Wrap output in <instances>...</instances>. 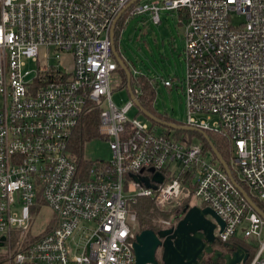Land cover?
Returning <instances> with one entry per match:
<instances>
[{"label": "built area", "instance_id": "built-area-1", "mask_svg": "<svg viewBox=\"0 0 264 264\" xmlns=\"http://www.w3.org/2000/svg\"><path fill=\"white\" fill-rule=\"evenodd\" d=\"M163 11H177L185 27L184 126L228 139L233 176L264 205V0H0L2 264H136L131 206L140 198L161 211L181 200L211 208L225 223L222 230L214 221L216 238L255 240L256 252L241 264H264V217L219 162L198 141L132 119V99L122 108L113 102L112 93L124 89L113 53L117 30L145 15L160 24ZM29 62L36 66L32 79ZM96 109L99 138L113 156L83 157L81 167L73 138ZM158 173L162 184L152 181ZM132 176L149 178L157 189ZM45 205L51 226L31 237ZM161 256L159 250L160 262Z\"/></svg>", "mask_w": 264, "mask_h": 264}, {"label": "rangeland", "instance_id": "rangeland-1", "mask_svg": "<svg viewBox=\"0 0 264 264\" xmlns=\"http://www.w3.org/2000/svg\"><path fill=\"white\" fill-rule=\"evenodd\" d=\"M161 20L162 22L156 25L150 21L147 15L126 19L124 25L122 23L117 30V48L132 70H136L145 78L155 81L154 110L156 113L169 120L185 124L187 121L186 90L184 86L187 73L184 60L185 27L177 11L161 12ZM69 60L70 58L66 57L65 60H62V63L69 64ZM35 71L36 66L29 62L25 67V72L32 73L29 79L35 77ZM117 78L121 80L120 74H117ZM167 80L173 82V87L165 86L164 82ZM112 99L120 108L131 102V97L126 89L115 90L112 93ZM130 117L132 119L137 117L139 121L145 124L151 122L136 105L131 111ZM155 130L158 133L165 131L164 127L161 126H155ZM175 135L174 130H171V137ZM181 136L186 139L184 142L190 140L187 135ZM193 141H199V139H193ZM112 156L109 142L105 138H95L88 141L84 146L83 157L88 162H107L112 159ZM179 202L174 207L165 208V212L161 210L159 212L171 214L180 205L187 204V201L181 200ZM197 204L204 206L203 204ZM131 212L136 216L134 223V230H136L137 215L132 207ZM52 218L53 213L48 206L45 205L40 208L33 219L30 236L35 237L47 232L51 226ZM176 218L175 215H172L169 219L160 218L157 222L163 226H166L164 222H171V224L176 222L177 225L180 220L174 221ZM236 238L243 240V233L238 232ZM247 244L253 250L259 246L255 240H250ZM220 264H226V262L221 260Z\"/></svg>", "mask_w": 264, "mask_h": 264}, {"label": "water", "instance_id": "water-1", "mask_svg": "<svg viewBox=\"0 0 264 264\" xmlns=\"http://www.w3.org/2000/svg\"><path fill=\"white\" fill-rule=\"evenodd\" d=\"M111 39L114 45L115 27L113 29ZM113 53L118 63L121 65V68L127 75L128 93L131 99L135 102V105L141 110L146 118L162 127H168L172 130L180 131H196L206 136L205 132L158 120L151 113L143 110L131 88L132 74L122 57H120L115 46L113 47ZM206 138L208 139V136H206ZM212 148L217 161L229 175L248 203L256 212L264 217V213L257 206V204L235 181L232 171L223 156L216 148ZM151 172H153V170H151ZM132 178L136 182L144 184L148 189H157V186L153 185L151 180L147 177L137 178L136 176H132ZM152 181L156 184H162L164 182V176L160 173L155 174ZM182 215L183 218L172 228L160 230L159 232L145 230L136 236L134 244L136 264H220L221 260L225 261L226 264H241L247 262L249 259V253L245 247L230 243L224 244L216 238L215 231L217 229V224L214 221L220 224L222 230L225 227V223L211 208H203L200 206L190 208V206H185ZM3 240H5V238H3ZM217 245L221 246V248H229L230 253L224 254V252L218 248ZM159 250L162 255L161 262L157 259V253ZM207 257H209V260H206Z\"/></svg>", "mask_w": 264, "mask_h": 264}, {"label": "trees", "instance_id": "trees-1", "mask_svg": "<svg viewBox=\"0 0 264 264\" xmlns=\"http://www.w3.org/2000/svg\"><path fill=\"white\" fill-rule=\"evenodd\" d=\"M125 64L129 68L132 74L131 88L135 96L137 97L142 109L151 113L158 120H161L166 123L176 124L178 126H184L183 123L169 120L167 118L159 116L156 113V111L154 110L155 85H156L155 81L153 79L145 78L144 76H142L141 73H139L138 75H135L133 73L134 71L132 70V68L129 67V65L126 62ZM118 71L122 76V88L128 91V78H127L125 71L121 68V65L119 63H118ZM99 114H100V111L96 109V110H93L90 115L85 117L81 125L79 126V129L75 134V137L73 138L72 152L77 157L79 161V165L81 167L85 166V162L82 161L83 150H84L85 144L88 141L99 137V134H98ZM152 125L154 127L160 126L155 122H152ZM164 129L165 131L163 133L171 135L172 129L168 127H164ZM174 133H176V135L173 138L177 140L186 141V139L182 137L181 135L189 136L188 138L190 140L188 141V143H192L193 139H199L198 142L202 144L204 151L210 153L213 156L214 160H217V159L213 153L212 147L216 148L217 151L223 156L224 160L228 163V165H231L233 145L228 139H226L222 135L205 132L206 136H208V139H209L208 140L205 135L199 132H196V131L174 130ZM234 177L237 183L244 190H246L247 193H249L247 186L239 182L235 174H234ZM253 201L257 204L258 207H260V209L264 210V205L261 202H259L255 198H253ZM187 205H188V202L187 204H184V206L180 205V207H177L176 209H174L173 213L171 214H162L159 212V208L156 206L155 202L152 199L150 198L138 199L131 206L137 215V229L135 230L136 236L145 230H152L156 232L160 230L161 228H163L164 226L157 222V220H159L160 218L169 219L172 215H175L177 218L174 221L181 220L183 218L182 213L184 211L185 206ZM238 243L248 250L250 254V258L256 252V249L253 250V248H251L247 243L245 242H238ZM2 263L3 261H1L0 259V264Z\"/></svg>", "mask_w": 264, "mask_h": 264}, {"label": "flooded vegetation", "instance_id": "flooded-vegetation-1", "mask_svg": "<svg viewBox=\"0 0 264 264\" xmlns=\"http://www.w3.org/2000/svg\"><path fill=\"white\" fill-rule=\"evenodd\" d=\"M183 214V213H182ZM179 222V221H178ZM177 222V223H178ZM176 225V222L174 223V224H172V226L171 227H173V226H175ZM160 230H166V228H161ZM160 230H158V231H156V232H159ZM230 243H232V242H230ZM218 246V248H220L223 252H224V254H227V253H230V249L229 248H221V246H219V245H217ZM209 258V257H208Z\"/></svg>", "mask_w": 264, "mask_h": 264}]
</instances>
